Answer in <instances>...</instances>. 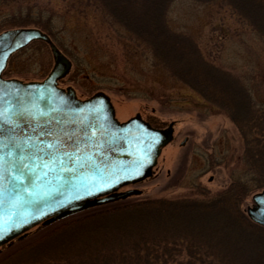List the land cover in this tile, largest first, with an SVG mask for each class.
Returning <instances> with one entry per match:
<instances>
[{
  "label": "rangeland",
  "instance_id": "1",
  "mask_svg": "<svg viewBox=\"0 0 264 264\" xmlns=\"http://www.w3.org/2000/svg\"><path fill=\"white\" fill-rule=\"evenodd\" d=\"M132 2L131 8L121 13L128 14L135 26L141 27L143 35L162 34L163 30L168 29L176 35L185 36L197 48L202 61L232 79L233 83L226 84L228 89L223 90L224 96L233 99L235 96L241 97L248 106L240 110L227 102L226 109H219L200 98L163 70L157 57L159 51L154 50L158 49L159 39L153 50L137 44L134 35L129 36L124 27L112 21L105 22L103 13L90 6L92 3L86 4L89 5L87 7L78 0H0V32L15 28L41 30L70 61V69L59 87L70 86L79 99L97 92L104 93L109 97L118 121L123 122L139 114L156 128H165L174 122L172 142L162 149L153 175L141 184L130 187L141 194L132 197L129 202L162 198L171 202L211 203L219 198V193L232 180L253 185L251 183L259 171L264 175V147L259 144L263 142L260 138L264 134V38L254 28L258 26L252 28L247 21L239 20L224 4H201L193 0ZM253 9L257 12L256 8ZM30 10L36 16H41L42 21L49 20L53 27L47 30L33 24L26 27L17 24L6 26L9 19L24 18ZM261 13V16L259 13L254 17L264 22V12ZM2 21H6L5 25L1 24ZM158 37L161 39L160 35ZM50 56L46 44L32 43L9 58L3 78L22 82L40 81L46 78L52 67ZM209 87L216 89L211 84ZM234 108L237 115L233 114ZM233 116L241 120L239 126L234 124ZM256 139L259 141L256 142ZM259 145L261 147L257 148ZM257 152L259 155L255 164L250 155L253 154L254 159ZM251 195L243 200L239 207L241 211L250 207ZM224 209L216 208L217 215L219 210L225 212ZM102 218L83 221L81 227L91 229L94 224L103 221ZM222 218L227 219V237L233 238L227 247L231 253H237V245L242 242L246 245L247 259L246 255L239 259V254L235 263L264 264V232L250 231L247 225L225 215ZM150 220L155 223V219ZM116 223L117 227H123V221ZM189 229L181 227L162 233L167 235L176 231V236L181 237L180 245H174L173 258L165 264H172L173 260L176 264H190L187 263L189 255L185 251L186 247H190L189 242L187 244L185 241L191 237L192 230ZM40 230L41 227L33 228L24 238L14 240L8 247H1L0 253H3L14 245L21 248L25 245L3 264H40L41 260L45 262L44 257L55 253L48 245L45 247L47 243L54 244L55 240L49 239L44 244L47 236H43ZM112 230L113 227H109L104 231L111 233L104 236L108 248L116 243L113 237L117 235L116 232L120 241L135 239L130 230ZM38 232L40 234L35 236ZM196 232L200 233V230ZM154 233L149 230V235H146V232L139 231L137 240L145 235L149 239ZM28 243L29 247L26 246ZM204 250L209 252L205 264H220V254L215 246L210 243L204 246ZM220 250L219 246L221 253ZM123 264L144 262L126 257Z\"/></svg>",
  "mask_w": 264,
  "mask_h": 264
},
{
  "label": "water",
  "instance_id": "2",
  "mask_svg": "<svg viewBox=\"0 0 264 264\" xmlns=\"http://www.w3.org/2000/svg\"><path fill=\"white\" fill-rule=\"evenodd\" d=\"M36 40L51 53L53 65L46 78L31 82L2 78L9 58ZM69 69L68 59L41 31L15 28L0 33V247L40 224L117 200L118 195L103 196L149 177L160 149L172 139V123L153 130L138 115L118 123L104 94L81 101L70 87L58 88L57 82ZM51 115L65 124H96L93 133L103 137L95 153L104 147L106 158L113 155L112 171H118L114 184L104 180V166L95 169L99 165L88 157L55 153L49 146L41 147L37 137L13 134L12 127L19 126L15 120L24 122L30 117L36 122ZM251 202L247 217L264 227V189L252 195Z\"/></svg>",
  "mask_w": 264,
  "mask_h": 264
},
{
  "label": "trees",
  "instance_id": "3",
  "mask_svg": "<svg viewBox=\"0 0 264 264\" xmlns=\"http://www.w3.org/2000/svg\"><path fill=\"white\" fill-rule=\"evenodd\" d=\"M193 1L201 4L216 3L226 5L239 20L247 21L252 28L254 25L258 26V28H254L258 29V33L264 38V22H260L259 17H254V14L259 15L260 13L261 16V12H264V0ZM78 2H84L85 6H87L86 4L92 3L93 5L90 6L95 7V10L103 13L102 16L105 18V22L112 21L124 27L125 30L129 32V36L134 35L135 41H138L137 44H142L149 50L150 48L151 50L154 49L153 46L157 44L159 39L160 44L158 49L154 50L159 51L157 57L158 61L161 62L163 70L172 78L190 88L200 98L212 103L216 108L226 109L228 106L227 102L232 104L235 108H240V110L243 109V106H248V104H245L241 100L243 99L241 97H238V99L235 96L233 99L232 97L224 96V91L228 89L226 84H232V79L226 76L223 71L207 65L202 61L197 48L192 44V41L187 40L185 36L176 35L168 29L163 30L164 32L162 34L153 33L143 35L141 33V27L135 26L128 14L121 13L122 11L127 12L128 9L131 8L130 6L133 5L132 0H78ZM87 7H89V5ZM253 7L257 9V12H254ZM258 10L261 12L258 13ZM40 18L41 16H36V14H33L30 10L24 18L13 17L9 19L6 26H14L17 24L26 27V25L33 24L35 27L38 26L40 29L47 30H49L50 26L53 27V24L50 25L51 22L49 20L42 21ZM5 23L6 21H2L1 24L5 25ZM133 29L136 31L135 34H133ZM158 35L161 36V39ZM210 84L216 89H211V87H209ZM236 91L242 90L237 89ZM239 93L240 92H238V94ZM235 108L233 114L237 115ZM232 119L236 126L240 125L241 120L239 118L233 116ZM260 140L263 142L259 144L264 147V134H261ZM257 141L259 140L256 139V142ZM260 145L257 148L261 147ZM257 155H259L258 152L255 154L256 157H254V159L253 154L250 155V159L254 160L255 164ZM258 166H260V164ZM260 172L261 171H259L258 176L255 177L256 179L253 180V183H251L253 185L244 181H237L236 179L232 180L228 187L219 193V198H216V200L211 203H196L193 201L171 202L167 200L113 203L86 211L80 214L79 217L77 215V217H73L65 222L61 221L46 226V228L43 227L39 232L43 233V236H47L44 240V244H46V241L49 239H54L56 243H47L45 245V247L49 246L55 253L44 257L43 260L45 262L41 260L40 264H123L126 262V257H130L137 261L140 259L144 264H165L173 258L172 255L175 252L173 250H175V246L180 245L181 237L180 235L179 237L176 236V231L169 232L167 235H162V233L168 229L176 230L181 227L185 230L189 228V230H192L190 233L191 237L185 240L187 244L188 242L190 244V247L185 248V251L189 255L187 263L205 264L207 260L206 256L209 255V252L204 250V246L210 245L211 243L217 249V253L220 254V264H236V257L239 254H241L239 259L246 255V245L242 242L240 245H237V253H231L227 247L230 245L228 243H231L233 238L230 239V237H227V219H223L222 215L227 216L229 219L232 218L234 221L237 220L243 225H247L250 231L255 229L259 230L261 233L264 232L263 227L252 223L245 216L244 212L239 209L247 196L257 190L264 189V175ZM216 208H225V212L219 210L218 216L215 210ZM215 213L218 218H216L217 216H215ZM154 215L157 217L154 218ZM96 218H102L101 220L103 221L97 222V225L94 224L91 229L81 227L83 221L90 219L95 220ZM151 218L155 219L154 224L152 222L153 220H150ZM117 221H123L124 224L122 228L117 227ZM168 222H170V224H168ZM109 227H113V232L130 230L132 234H134L133 238L135 239H131L129 242L120 241L118 233L116 232L115 234L117 235H113L116 243L109 245L108 248L105 243L107 238H104V236L111 233L107 231V233H105L104 231ZM149 230L155 231V233L154 236L148 239L146 235H149ZM197 230H200V233L196 232ZM135 231L137 232L135 233ZM139 231L146 232L145 237L141 236L145 239L140 237L141 239L138 238L137 240ZM39 232L36 233L35 236L39 235ZM176 239H179V241L177 242ZM204 239L208 240L205 242ZM140 241H144L141 243L143 246L139 244ZM26 246L29 247L30 243L26 244ZM219 246L222 254L218 251ZM24 247L21 248L20 245H14L6 249L3 253H0V264L7 262L11 255L24 249ZM57 248L58 250H55ZM169 254L171 255L169 256ZM245 258L247 259V255ZM231 260L233 262H231ZM174 261L175 260L172 261V264H176Z\"/></svg>",
  "mask_w": 264,
  "mask_h": 264
},
{
  "label": "flooded vegetation",
  "instance_id": "4",
  "mask_svg": "<svg viewBox=\"0 0 264 264\" xmlns=\"http://www.w3.org/2000/svg\"><path fill=\"white\" fill-rule=\"evenodd\" d=\"M64 78H65V76L57 82V87L62 89V90H65V89L70 87V86L69 87H65V88L59 87V83ZM73 92H74V95H75L76 99L81 100V101L89 99L90 97L94 96L97 93L101 94V92H97V93H95L93 95H90L87 98H84V99L80 98L79 99L76 96V93H75L74 90H73ZM102 94H104V93H102ZM107 98H109V97H107ZM109 102H110V100H109ZM110 104H111V102H110ZM112 108H113V106H112ZM113 110H114V108H113ZM136 115H138L139 118L143 122H145L151 128H153V130L154 129H165L168 126L167 125L165 128H156V127H154V125L152 126L151 123L143 120L140 117L139 114H136ZM132 117H134V116H132ZM29 118L30 117H28L27 121H24V122H22L20 120H15L16 121V125H19V126H13L12 127L13 132H14L13 134H16V133L23 134V133H25V135L27 137H31V138H34V139H36V137H37L38 139H40L39 141L42 140V142H43V143L42 142L39 143V145H41V147L42 146H44V147L45 146H49L50 150H53L55 153H67L68 156H71L74 153V156L78 157V158L79 157H88V158L94 160L95 163H97L99 165V166L95 167V169L100 168V166H104V171H103L102 175H104V180L105 181H107V182L111 181V183L114 184L118 180V177H117L118 176V171H115V172L112 171V159H111V157L113 155H110L109 158L108 157L106 158L105 155L107 153H106V149H104V147L101 150L100 154H96L95 153V151L97 152V150H99V144H100L99 140H101V137H103L99 133H96V132L93 133V131H95V129H96V124H92L91 125V123L85 124L84 122L78 123V122H74V121H72L70 124L69 123L65 124V122L63 120H61L60 117L52 116V115L47 120H41L40 119L39 121L36 120V122H34L32 119H29ZM114 118L116 119L115 112H114ZM131 118H129V119H131ZM129 119H127V120H125L123 122H120L117 119L116 120H117L118 123H124V122H127ZM172 124H174V122H172ZM68 125H70L69 126L70 128H69V130H67L64 133V127H67ZM18 127H19V129H16ZM172 128H173V125H172ZM173 133L174 132H172V139H173ZM172 139H171V141L169 143L172 142ZM185 141L186 140L184 139V142ZM182 145H183V143H182ZM166 146H164V147H166ZM163 148L160 149V153H161ZM160 153H159L158 157L160 156ZM129 157H131V156H128L127 158L125 157L124 160L127 161V159ZM158 157H157V159H158ZM157 159H156V163H157ZM154 167H155V165L151 169L150 176L145 178L144 180L136 183V185H139L142 182H144L145 180L149 179L153 175ZM90 168H93V167H90ZM87 170L89 171V169H87ZM136 185L135 184L126 185V186L124 185V186L119 187L117 190L115 189V191H113V192H111L109 194H106V196L104 195L103 197H109L111 195H115V196L118 195L117 196L118 197L117 200L103 203V204L98 205L96 207H92V208H90V209H88L86 211L92 210V209L97 208V207H102V206H105L107 204L133 203V202L137 203V202L146 201V200H143V201H130L129 202V200H131L132 197H136V196L141 194V192L139 190L130 189V187H134ZM125 193H129V194L126 195V196H122V195H125ZM251 197H252V195H251ZM251 197H250V207L252 206ZM161 199L158 198V200H161ZM147 200H151V199H147ZM247 207H249V206H247ZM247 207L245 208V210L243 212L246 213ZM86 211H81L79 213L73 214V215L68 216L66 218H62V219L50 222L48 224L45 223V225H39L37 227H41V228L45 227L46 228V226L52 225V224L57 223V222L62 221V220L73 218V217H75L77 215H80V214L86 212ZM37 227H35V228H37ZM29 231L25 232L24 235H22L21 237H19L17 239L24 238L29 233ZM9 244H7V245L5 244V246L8 247V246H10Z\"/></svg>",
  "mask_w": 264,
  "mask_h": 264
}]
</instances>
